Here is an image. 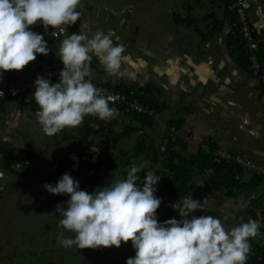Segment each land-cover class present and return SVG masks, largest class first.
<instances>
[{"label":"crops","instance_id":"crops-1","mask_svg":"<svg viewBox=\"0 0 264 264\" xmlns=\"http://www.w3.org/2000/svg\"><path fill=\"white\" fill-rule=\"evenodd\" d=\"M243 1L264 52V0ZM229 10L225 0H80V19L63 26L65 34L50 44L51 59L63 66L58 55L65 36L80 30L89 36L111 31L114 43L124 46L126 59L119 73L110 76L93 57L91 81L116 91L148 90L139 96L151 98L161 108L149 125H145V116H135L125 106H109L116 110L112 118L88 115L78 127L49 137L35 116L39 108L33 98L34 82L38 76L52 84L59 80L28 65L20 72H9V78L14 73L26 75L29 87L19 99H0V235L13 236L8 246L0 245V264H31L32 258L47 261L50 243L57 247L62 231L57 206H65L70 197L54 196L43 186H55L62 171L90 194L109 182L126 179L133 164L147 165L137 173L143 181L150 170L163 181V163L154 157H160L159 146L170 134L172 122L179 123L173 135L186 143L182 151L179 146L174 149L186 159L199 152L206 154L213 146L251 161L263 172L231 163L223 168V182L217 185L210 180L214 175L211 166L204 172L197 166L180 191L161 189L157 210L174 209L179 200L191 196L201 203L207 198L205 210L190 213L188 219L210 215L220 219L226 230L257 220L261 226L259 235L251 238L252 246L264 250L260 212L264 208V87L229 45ZM140 144L144 149L136 155ZM20 149L31 157L24 180L15 178L3 164L5 156ZM103 149H108V155L101 164ZM99 172L101 184L97 182ZM64 237L74 234L65 231ZM65 248L60 245L58 249ZM82 250L63 252L81 257L74 260L77 257L71 256L70 264H126L135 256L131 241L118 249H88L99 255L97 259L83 256ZM255 251L253 261H261L264 255Z\"/></svg>","mask_w":264,"mask_h":264},{"label":"clouds","instance_id":"clouds-1","mask_svg":"<svg viewBox=\"0 0 264 264\" xmlns=\"http://www.w3.org/2000/svg\"><path fill=\"white\" fill-rule=\"evenodd\" d=\"M79 4L80 0H0V73L20 72L37 54L47 56L50 50L44 36L29 29L40 22L45 32L51 28L65 33L63 26L80 19ZM113 35L97 31L89 36L80 30L62 40L59 82L52 84L41 76L34 82L33 98L39 108L35 116L44 134L52 137L65 128H76L88 115L100 120L115 115L109 107L111 98L101 95L91 81L89 67L96 57L110 76L119 73L125 48L114 43ZM146 167L133 164L126 179L109 182L91 194L80 190L68 173L55 186L45 184L50 194L70 197L65 206H57L62 217L58 243L82 250L118 249L131 241L135 256L126 264H246L249 239L259 235V221L250 219L226 230L220 219L210 215L188 219L190 213L204 211L207 203V198L201 203L191 196L173 205L180 220L158 223L156 212L162 200L154 193L160 177L147 171L143 186L137 185V173ZM65 231L74 237H64Z\"/></svg>","mask_w":264,"mask_h":264},{"label":"built area","instance_id":"built-area-1","mask_svg":"<svg viewBox=\"0 0 264 264\" xmlns=\"http://www.w3.org/2000/svg\"><path fill=\"white\" fill-rule=\"evenodd\" d=\"M244 1L243 0H235L233 9L236 14V19L230 22V31L241 34V38L244 44V48L247 52V63L249 67L250 74L255 77L262 87H264V59L260 57V48L261 44L259 39L256 37V32L252 25L250 24L247 14L244 9ZM29 30L38 33L44 36L45 41L50 47L52 42L58 40L61 36L65 33H61L59 29H51L49 28L47 32L43 26H39L36 28L31 27ZM28 67L31 70H40L42 73L46 74L47 76L60 79L59 74L63 70V66H60L54 63L48 54L47 56L37 54V58L35 61L31 62ZM9 72L0 73V99L3 98H10V99H19L23 96V94L28 90L29 87V78L26 75H21L14 73L13 78L8 77ZM94 84V83H93ZM101 92V95L105 97H110L109 104L112 107L124 105L128 111L137 112L141 114H146L147 116L154 117L155 112L153 109L147 108L143 103L139 102L136 97H131L130 94L121 93L116 90H112L103 85H96ZM38 111V110H37ZM172 132H176L175 128L171 129ZM164 150V148H161ZM212 161L214 164H221V163H234L235 165H247L249 167H253L258 173L263 172V170L252 163L251 161L245 160L240 156L233 155L232 153L223 150V149H216L213 154ZM31 165L30 159L27 157V154L24 151H19L17 156L11 164V171L14 174L23 173ZM68 173L66 171H62L59 175L61 179L62 176ZM3 176L0 173V177ZM254 256V252L250 250L248 253V258Z\"/></svg>","mask_w":264,"mask_h":264},{"label":"trees","instance_id":"trees-1","mask_svg":"<svg viewBox=\"0 0 264 264\" xmlns=\"http://www.w3.org/2000/svg\"><path fill=\"white\" fill-rule=\"evenodd\" d=\"M226 2V6L227 8H230V10L228 11L229 13V21H234V19H236V14L235 11L233 9V5L235 0H225ZM38 26H42V24L40 22H38L36 25L32 26L33 28H36ZM257 37V36H256ZM229 45H231L233 47V49L240 55V57L246 62L247 64V52L244 48V44L241 38V34L238 33L237 30H235V32H229ZM260 57L262 59H264V52H262V48H260ZM39 70V69H38ZM40 71V70H39ZM41 72V71H40ZM53 78V77H51ZM121 93H126V94H130L131 97H138L140 102L143 103L147 108L149 109H153L154 112H158L161 110V108L157 105L156 101H153L151 98H146V97H140L139 94L143 92H149L148 90H142V89H138V90H132L129 91L127 89H118ZM110 106V105H109ZM135 116H142L146 119V123L145 125H149L152 120L153 117L147 116L146 114H141V113H132ZM141 117V118H142ZM147 117V118H146ZM172 128H175L176 130L179 129V123H175L172 122L170 123V127H169V132L170 134L167 135L164 143L160 144L159 146V150L161 151L160 157H154L155 161H158L160 163H163V168L166 172V176L165 179L163 181H159L158 184L155 186L156 187V192L154 193L155 196H159L161 189L164 188L165 191L167 190L168 192L170 191H180L186 183H188L190 181V176L192 175V173L194 171H197V166L199 168V171L204 172L206 169L210 168V166L213 169V177L210 179L214 184L220 185L223 181H222V172H223V168L225 166L230 165L231 163H221V164H214L212 161L213 158V154L214 151L216 150L215 147L211 146L210 150L208 151V153L203 154L202 152L197 153L196 155H194V157L190 158V159H186L185 157L182 156V153H180L178 150H176V148L174 149V146H179L182 151L183 147H186V143L185 142H180L178 141L179 138L175 135H173L174 132L171 131ZM161 148H164V150H161ZM144 149V145L140 144L137 149H135V154L139 155L140 151ZM22 150V149H20ZM17 150L13 153H10L8 156H5L3 164L4 167L7 168V170H9V172L11 174H13L14 176H16L15 178H18L19 180H24L27 177V173L29 171L30 166L24 170L23 173L20 174H14L13 171H11V164H13L18 151ZM25 151V150H23ZM108 149H103L102 153L100 154V160H101V164H103V160L104 157H106L108 154ZM25 153L27 154V157L30 159L31 161V157L29 155L28 152L25 151ZM201 166V167H200ZM232 167H236V166H232ZM60 174V173H59ZM102 174L101 172L98 173L97 175V182L98 184L103 183L102 181ZM60 180V178H59ZM137 185L139 186H143V180H137ZM238 188L240 189V187L238 186ZM248 188V187H246ZM264 201V199H263ZM257 206H259L257 204ZM261 214L264 217V208L260 209ZM178 212L173 209V208H167V209H160L157 210L156 212V219L158 221V223H164L165 221L169 220V219H177L178 220ZM249 243H250V250H252L253 252H257V254H262L264 255V250L262 251L261 248L262 247H254L252 246V241L251 238L249 239ZM52 246L50 244V249L52 251H56V248ZM58 250V248H57ZM260 250V251H259ZM255 255L251 258H249L246 261V264H264V256L263 259L261 261H253ZM50 264H55L53 262H51Z\"/></svg>","mask_w":264,"mask_h":264},{"label":"rangeland","instance_id":"rangeland-1","mask_svg":"<svg viewBox=\"0 0 264 264\" xmlns=\"http://www.w3.org/2000/svg\"><path fill=\"white\" fill-rule=\"evenodd\" d=\"M57 235H54L53 237H56ZM11 237H13L12 235H11V233H9V234H7V236H5V235H0V245H7L8 246V240H9V238H11ZM50 244H52L53 245V242H51ZM54 248V247H53ZM56 248H60V244L57 242V247ZM71 250H74V252L75 251H79V250H81V249H78V247H76V246H72V247H70V248H65V249H63V250H61V249H58V250H56V251H52L49 255V257L47 258V261H42V259H37V258H32L31 259V264H48L50 261H53L55 264H70L69 263V260L71 259V256H72V254L71 253H64L63 251H70L71 252ZM92 250V249H91ZM101 253H102V251H101ZM82 255L83 256H87V255H89V256H92V257H94V259H97V258H99L98 256L99 255H95L94 253H92L91 251H89L88 249H84V250H82ZM72 257H77L76 259H74V260H78V258L79 259H81V257L80 256H76V255H74V256H72ZM86 261H88V260H86ZM90 262V261H89ZM88 262V263H89ZM90 264V263H89Z\"/></svg>","mask_w":264,"mask_h":264}]
</instances>
